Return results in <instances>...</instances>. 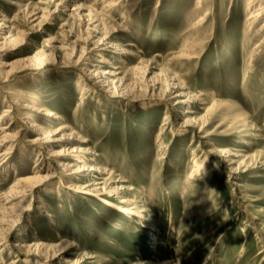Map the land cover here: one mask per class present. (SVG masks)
<instances>
[{"label":"rangeland","instance_id":"obj_1","mask_svg":"<svg viewBox=\"0 0 264 264\" xmlns=\"http://www.w3.org/2000/svg\"><path fill=\"white\" fill-rule=\"evenodd\" d=\"M17 1L0 0L25 31L26 45L12 58L44 60L21 86L69 124L67 138L89 139L116 178L106 176L97 194L72 189L61 174L44 184L24 202L29 210L0 221V264H264V16L248 18L249 0H118L109 8L114 0H34L43 16L33 24ZM92 9L104 20L80 17ZM122 48L133 52L126 62ZM111 62L131 94L91 85L89 70ZM172 79L186 89L192 112L175 105ZM191 123L202 132L184 131ZM25 132L0 170V195L33 173ZM212 149L230 150L235 162ZM196 161L206 166L188 183ZM120 178L135 204L149 208L134 219L120 203L126 192L112 190ZM31 243L41 249L20 246Z\"/></svg>","mask_w":264,"mask_h":264},{"label":"bare ground","instance_id":"obj_2","mask_svg":"<svg viewBox=\"0 0 264 264\" xmlns=\"http://www.w3.org/2000/svg\"><path fill=\"white\" fill-rule=\"evenodd\" d=\"M24 1L27 2L24 3ZM259 1L262 0L248 1L247 7L251 10L249 13L250 17L248 18L253 20V23L255 21H259L261 17L264 16V4H261L259 8H255L256 3ZM202 2L203 0H198L197 5H201ZM118 4L119 1L114 0L105 6L109 8ZM16 5L19 7L18 11L22 12V14L28 17L27 19L30 20L32 24L39 19H42L41 17L43 15H40L38 5L34 0H18ZM103 10L92 9L87 15L81 13L80 17L84 18V16H89L90 18L93 13H96V18L102 21L104 20ZM90 19H93V16ZM16 28H18V26L15 18L10 20L7 19L6 15L0 10V95H3V99H0V170L16 153L22 134L25 131L29 136H31L30 140H28L29 147L32 149V151H35L37 160L34 164V167L31 168V172H33L32 174L16 177L12 186L7 191H3L1 193L0 221L4 223L8 220L7 218L11 217L15 212L21 211L23 208L27 209V206L24 205V202L29 200L31 197H34L35 193L40 187H42L47 182L53 181L51 179L57 177L58 174L62 175L61 177H63L64 182H69V187H72V189L82 190L91 194H97L106 191V183L104 181L106 180V176L110 177L112 181H114L116 178V176L113 174V171L107 169L106 165L99 163V161L102 159L98 156V154L93 152L91 148L87 146L89 139L67 138L64 131L70 127L69 124L66 122L61 124L60 120H57L63 119L60 118L46 104H42L40 102L39 94L34 88L28 89L21 86L22 78L30 75L27 71L43 69L44 60H41L35 55L12 58L19 53L13 49H15L17 46L18 49L19 47L20 49H23L22 47L26 45V41L22 37L25 31L21 30V28ZM13 29L17 30L18 35L14 34ZM119 51L121 53L120 60L122 62L127 61L125 56L133 55V52L127 49L122 48ZM151 64H153V62ZM150 66L153 67L154 64ZM119 68L117 69V67L111 62V66L109 67L103 66L97 70L90 69L89 80H91V85H93V87L99 92H105L113 96L123 94L126 96L131 94L133 91L131 90L132 88L128 87L129 85L127 82L123 83L122 78H118L116 76L120 73L118 72ZM170 84L175 88H179V91H177L175 95L177 99L175 105L187 104L186 107L188 111L192 112L191 109H193V106L188 104L189 97L187 96L188 94L186 89H184L181 84L174 79L171 80ZM212 104L213 105L210 107V109L213 108V106L219 104V101L215 100ZM169 105L170 106L168 109L171 111L174 104H172L171 101L169 102ZM237 118L238 117L235 115L234 120L237 121ZM41 119H47V125H44L41 122ZM243 122L245 123L243 124L245 125L244 129L245 127L247 128L250 126L248 119ZM184 126L186 127L184 131L190 129L187 127L192 126L195 128L193 129L195 130V133L202 132V127L197 130L198 127H195V124H185ZM244 129H242V131L248 130V128L246 130ZM159 135L161 136L162 132H160ZM161 146L162 145L160 144V147ZM210 152L215 155H219L221 157L220 160L224 163L227 162V164H231L235 162L233 160L234 157H232V155L235 154H231L230 150L224 149L217 151L212 149ZM244 157L246 158V156ZM195 158L196 157L194 156V159ZM54 162L57 164H50ZM205 166L206 163H204V161H196L194 167L187 176V182L191 183L193 179H195L196 175H198L200 170ZM116 181H122L123 184H118V186L113 187L112 190H117V193L120 191H125L126 195L120 196V203L126 205L128 207L127 209L134 211L133 213L131 211V214H127L128 219H134L132 216L137 215V213L146 212L149 210L148 207H140L139 205L135 204L137 200H134L133 197L130 196L129 190L132 188L129 189V187L126 186L125 180L120 178ZM58 187L60 188L59 185ZM142 196L144 198L146 194H143ZM145 222L147 221L145 220ZM145 222H143V224H146ZM122 228L123 224L119 227V229ZM1 245H3L2 239L0 240V246ZM20 246L29 248L33 247L36 250L41 249V245L39 243L20 244ZM1 250L2 248L0 247V251ZM73 250L74 249L72 248H68L67 250L61 251L60 253H69ZM60 256L61 258L65 257L64 254ZM70 264H76V262H72Z\"/></svg>","mask_w":264,"mask_h":264}]
</instances>
